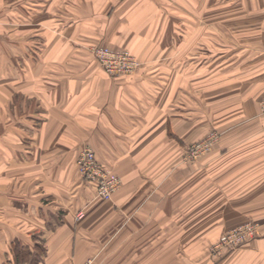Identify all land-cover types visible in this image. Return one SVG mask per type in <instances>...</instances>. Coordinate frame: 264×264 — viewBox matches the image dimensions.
<instances>
[{"label": "crops", "instance_id": "crops-1", "mask_svg": "<svg viewBox=\"0 0 264 264\" xmlns=\"http://www.w3.org/2000/svg\"><path fill=\"white\" fill-rule=\"evenodd\" d=\"M11 3L5 18H12L13 27L0 26V264H82L88 259L93 264H154L146 260L162 259L161 252L131 245L149 240L142 232L156 225L157 218L148 216L156 210L158 217L159 209L149 203L148 166L130 164L141 163V133L164 129L161 115L150 112L158 94L148 82L155 83V75L145 76L142 70L109 75L90 45L128 47L143 65L155 63L158 52L180 50L176 21L169 31L159 0ZM229 6L220 0L218 11L204 9L209 20L198 30L188 14L187 49L194 55L196 35L202 33L204 59L196 64L189 53L187 65L205 73L219 64V76H230L239 89L251 92L252 104L241 109L242 122L225 146L234 152L218 160L221 199L226 193L222 203L228 207L227 191L234 187V220L252 219L261 226L248 250L237 252L236 264H264V112L258 103L264 95V0H235ZM55 15L57 26H51ZM21 19L28 20L23 23L27 31ZM213 19L218 21L213 24ZM35 21L41 30L31 28ZM229 35L236 43L231 61ZM213 36L220 41L214 48ZM213 51H219L218 59H212ZM171 62L178 77V54ZM85 142L101 162L122 173L123 184L111 200L98 199L94 185L85 184L79 174L77 160ZM133 175L138 185L130 182ZM82 210L85 216L79 219ZM160 239L157 234L150 238Z\"/></svg>", "mask_w": 264, "mask_h": 264}, {"label": "rangeland", "instance_id": "rangeland-1", "mask_svg": "<svg viewBox=\"0 0 264 264\" xmlns=\"http://www.w3.org/2000/svg\"><path fill=\"white\" fill-rule=\"evenodd\" d=\"M226 1L229 5L235 6V0ZM159 4L161 17L164 15L162 22L169 31L173 21H176V26L180 29L178 52L172 50L158 52L153 57L155 63L143 65L142 58L136 50L131 51L128 47H115L106 43L91 42L90 45V49L93 45L104 44L112 48L130 50L138 61L136 68L116 76L130 75L139 70L148 77L155 75L153 79L155 83L148 82L149 86H155L158 94L153 100L155 107L150 112L155 113L152 115L155 118L161 115L164 129L163 131L149 129L141 133L143 140L141 143L145 144L141 154L137 155L141 163L132 162L130 166L142 165V168L148 166V186L153 189L151 191L149 189L148 199L149 203L156 204L159 216L157 217L156 210L149 211L148 219L157 218L155 222L157 226L150 224L147 232H142L148 235L149 240L146 243L131 245L133 250L141 245L149 253L161 252L162 259L148 258L146 260L148 263L159 264L161 260V264H236L237 252L248 250L251 242L260 234L261 226L252 219L241 223L234 220V212L231 210L233 206L231 192L234 187L227 191L228 207L226 208L225 202L222 203L226 199V193L221 199L218 159L220 155L234 152V147L225 146L235 138V125L242 122L241 109L248 108L252 104V100L248 98V93L251 95V92L239 89L238 84L230 76L226 78L219 76V64L207 69L205 73L201 67H194V64L191 67L187 65L189 53L190 58L196 60V64L198 60L202 62L204 59V50L201 46L202 33L196 35L197 46L194 55L187 49L188 14L190 13L189 16L195 21L198 30L199 26H204L205 20H209L207 17L204 18V9L208 11L211 7L212 11H218L220 0H159ZM10 9H13L11 0H0V26L13 27L12 18L10 16L5 18V14L10 13ZM57 16H53L51 26H57ZM171 16H175L176 20ZM216 21L218 19H213V24ZM25 22L28 24V20H20L21 26L27 31L28 27L23 25ZM32 23L33 30H41V23L38 21ZM170 35V32L169 34L167 32L169 39ZM219 42V39L213 36L211 46L217 47L216 44ZM227 45L230 51L235 50L234 36H228ZM234 53L235 51L233 56L227 57L230 61L234 59ZM173 54H178L180 58L178 77L174 75L177 68H173L171 62ZM218 58L219 51H213L212 59ZM95 59L97 60L96 57ZM209 78L211 79L208 80ZM258 101L260 106L261 98ZM159 108L163 112L158 115ZM151 113L148 115L149 122L153 119ZM168 123L172 125V129L167 128ZM86 147L93 148L85 142L79 155ZM135 149L133 148L132 151ZM93 150L95 151L94 148ZM214 160L218 161L214 162ZM101 163L121 178L119 189L123 184L122 173L116 166L112 168ZM77 168L80 174L78 160ZM231 171L230 168L229 172ZM230 176H234V172ZM133 181L138 185V175H133L130 182ZM227 182L229 184L232 181ZM84 183L87 184L85 180ZM92 188L95 196L103 199L97 196L96 186ZM156 234L162 236L160 239L162 241L150 240L151 235Z\"/></svg>", "mask_w": 264, "mask_h": 264}, {"label": "built area", "instance_id": "built-area-1", "mask_svg": "<svg viewBox=\"0 0 264 264\" xmlns=\"http://www.w3.org/2000/svg\"><path fill=\"white\" fill-rule=\"evenodd\" d=\"M91 50L102 68L112 76L130 72L138 64L134 55L127 49L97 44L93 45ZM260 107L264 112V95L261 98ZM78 167L83 180L96 186L98 197L112 198L121 183V178L100 162L93 148L86 147L82 150L78 157ZM84 216L83 210L77 214L79 219ZM83 264H93V260L88 259Z\"/></svg>", "mask_w": 264, "mask_h": 264}, {"label": "bare ground", "instance_id": "bare-ground-1", "mask_svg": "<svg viewBox=\"0 0 264 264\" xmlns=\"http://www.w3.org/2000/svg\"><path fill=\"white\" fill-rule=\"evenodd\" d=\"M91 52H92V50H91ZM93 54V53H92Z\"/></svg>", "mask_w": 264, "mask_h": 264}]
</instances>
